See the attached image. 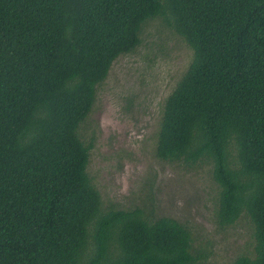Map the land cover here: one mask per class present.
<instances>
[{
	"label": "trees",
	"instance_id": "trees-1",
	"mask_svg": "<svg viewBox=\"0 0 264 264\" xmlns=\"http://www.w3.org/2000/svg\"><path fill=\"white\" fill-rule=\"evenodd\" d=\"M155 23L191 58L157 104L151 150L209 166L215 223L251 228L230 264H264V0H0V264H206L150 184L122 208L87 170L97 90L122 56L155 80Z\"/></svg>",
	"mask_w": 264,
	"mask_h": 264
},
{
	"label": "rangeland",
	"instance_id": "rangeland-1",
	"mask_svg": "<svg viewBox=\"0 0 264 264\" xmlns=\"http://www.w3.org/2000/svg\"><path fill=\"white\" fill-rule=\"evenodd\" d=\"M152 25V30L159 31L149 39L164 48L155 60L156 78L147 82L146 63L138 55L113 62L85 125L91 143L87 170L104 203L122 208L141 204L150 184L154 208L190 227L194 246L208 250L206 264H230L237 254L253 248L247 220L242 216L220 228L213 217L217 185L211 180L209 166L184 167L156 158L151 150L149 137L158 121L157 104L191 58L190 50L169 29Z\"/></svg>",
	"mask_w": 264,
	"mask_h": 264
}]
</instances>
